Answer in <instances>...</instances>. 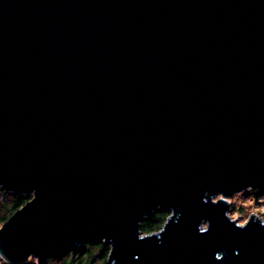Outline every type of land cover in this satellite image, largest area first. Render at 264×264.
Segmentation results:
<instances>
[{
	"label": "water",
	"instance_id": "95a60500",
	"mask_svg": "<svg viewBox=\"0 0 264 264\" xmlns=\"http://www.w3.org/2000/svg\"><path fill=\"white\" fill-rule=\"evenodd\" d=\"M0 188V263L264 264V0H0Z\"/></svg>",
	"mask_w": 264,
	"mask_h": 264
},
{
	"label": "trees",
	"instance_id": "16d2710c",
	"mask_svg": "<svg viewBox=\"0 0 264 264\" xmlns=\"http://www.w3.org/2000/svg\"><path fill=\"white\" fill-rule=\"evenodd\" d=\"M254 196H264V190L254 191ZM31 196L15 195L0 188V229L6 221L25 204ZM170 217V211L156 209L151 217H145L140 222L142 235L158 232ZM109 250L100 244L74 243L68 246H52L44 250L41 256L21 264H107Z\"/></svg>",
	"mask_w": 264,
	"mask_h": 264
},
{
	"label": "rangeland",
	"instance_id": "374dc122",
	"mask_svg": "<svg viewBox=\"0 0 264 264\" xmlns=\"http://www.w3.org/2000/svg\"><path fill=\"white\" fill-rule=\"evenodd\" d=\"M253 192L254 190L247 189L241 193L234 194L228 200L230 203L228 216L232 220H236L237 223L240 225H243L252 216L264 222V196L263 197L260 196L256 198ZM219 198L220 196H215L213 200L217 201V199ZM106 248L109 250L108 247ZM36 258L30 257L27 260L36 259ZM106 263H107V258H106ZM0 264H8V263L3 261Z\"/></svg>",
	"mask_w": 264,
	"mask_h": 264
},
{
	"label": "snow or ice",
	"instance_id": "6c2138e0",
	"mask_svg": "<svg viewBox=\"0 0 264 264\" xmlns=\"http://www.w3.org/2000/svg\"><path fill=\"white\" fill-rule=\"evenodd\" d=\"M137 259H139V257H136ZM0 259H3V257H0Z\"/></svg>",
	"mask_w": 264,
	"mask_h": 264
},
{
	"label": "flooded vegetation",
	"instance_id": "af4514ba",
	"mask_svg": "<svg viewBox=\"0 0 264 264\" xmlns=\"http://www.w3.org/2000/svg\"><path fill=\"white\" fill-rule=\"evenodd\" d=\"M156 233V232H155Z\"/></svg>",
	"mask_w": 264,
	"mask_h": 264
}]
</instances>
